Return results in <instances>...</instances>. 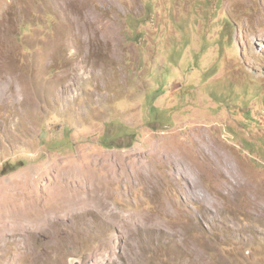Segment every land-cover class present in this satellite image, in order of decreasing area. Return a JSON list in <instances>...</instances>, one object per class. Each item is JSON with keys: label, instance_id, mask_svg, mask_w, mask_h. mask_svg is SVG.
<instances>
[{"label": "rangeland", "instance_id": "1", "mask_svg": "<svg viewBox=\"0 0 264 264\" xmlns=\"http://www.w3.org/2000/svg\"><path fill=\"white\" fill-rule=\"evenodd\" d=\"M0 264H264V0H0Z\"/></svg>", "mask_w": 264, "mask_h": 264}, {"label": "bare ground", "instance_id": "2", "mask_svg": "<svg viewBox=\"0 0 264 264\" xmlns=\"http://www.w3.org/2000/svg\"><path fill=\"white\" fill-rule=\"evenodd\" d=\"M213 149V148H212ZM216 154V153H215ZM223 157V156H222ZM185 160H186V158H185ZM176 161L177 162H174V163H176V165H177V169H176V172H177V174H179V175H182V174H184V175H186L187 174V172H186V170H185V168H184V166H183V163L185 164V163H187L186 161H184V158H180V157H176ZM176 174V173H175ZM240 187V186H239ZM243 188V187H242ZM165 232V231H164ZM163 233V232H162ZM161 233V234H162ZM162 236V235H161Z\"/></svg>", "mask_w": 264, "mask_h": 264}]
</instances>
